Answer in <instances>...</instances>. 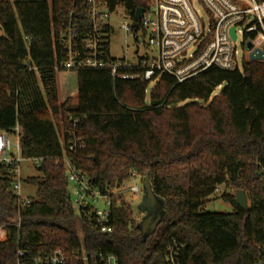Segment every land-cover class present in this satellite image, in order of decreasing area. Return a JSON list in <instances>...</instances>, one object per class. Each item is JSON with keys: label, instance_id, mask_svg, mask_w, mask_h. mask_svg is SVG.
<instances>
[{"label": "trees", "instance_id": "16d2710c", "mask_svg": "<svg viewBox=\"0 0 264 264\" xmlns=\"http://www.w3.org/2000/svg\"><path fill=\"white\" fill-rule=\"evenodd\" d=\"M107 2L134 18L150 0ZM86 12V0H0V130L18 125L22 156L42 158L37 174L23 178L36 192L20 208L0 165V264H33L55 249L81 247L112 253L117 264H162L174 243L183 246L179 264L264 262V61L244 62L241 71L210 67L182 82L163 74L148 102V81L83 68L76 70V103L59 102L58 32L71 18L82 34ZM62 127L81 140L71 150L66 133L60 140ZM64 151L101 193L132 172L149 177L165 200V220L142 240L130 206L115 197L110 233L79 220ZM222 184L244 190L248 210L224 193L231 212L203 211Z\"/></svg>", "mask_w": 264, "mask_h": 264}, {"label": "built area", "instance_id": "2783aa9c", "mask_svg": "<svg viewBox=\"0 0 264 264\" xmlns=\"http://www.w3.org/2000/svg\"><path fill=\"white\" fill-rule=\"evenodd\" d=\"M192 1L150 0L134 27L131 26L134 21L132 17L130 24H122L126 31L142 32L137 42L145 51L138 63L133 65L110 55L111 28L107 20L116 9L111 11L107 0H86V30L79 35L77 25L71 18L61 27L58 32L60 58L55 51L54 69H108L113 80L139 79L149 83H155L163 74H167L176 82H182L210 67L241 71L243 63L251 61L249 55L252 50L264 51V0H198L207 16L206 20L193 7ZM231 28H234L235 38L230 34ZM239 38L246 58L245 55L238 57L236 42ZM248 43H251V49L247 48ZM221 86L218 85L216 89ZM64 133L69 136V150L81 142L73 131ZM22 161L36 168L42 158L22 156L18 125L11 131L0 130V165L9 172L10 190L17 198L19 208L31 202V197L22 195ZM60 161L64 164L65 177L74 193V199L70 201L74 214L100 232L110 233L113 229L110 217L112 197L118 200L125 191L137 199V186L125 185V180L120 185L108 188L106 193H101L85 174L73 166L65 156V151ZM137 176L144 178L132 172L128 179ZM115 190L120 192L118 196ZM99 200H103L106 207H96ZM182 247L177 243L169 246L162 264H179L177 259ZM18 256L22 257L23 253L19 252ZM33 264H117V258L112 253H87L81 247L71 254L55 249L35 258Z\"/></svg>", "mask_w": 264, "mask_h": 264}, {"label": "rangeland", "instance_id": "374dc122", "mask_svg": "<svg viewBox=\"0 0 264 264\" xmlns=\"http://www.w3.org/2000/svg\"><path fill=\"white\" fill-rule=\"evenodd\" d=\"M192 5L195 9H198L200 14L206 20V14L202 9V5L198 0H193ZM126 22L127 24L131 23V15L124 9V7L119 4L115 12L109 16L107 24L110 26L111 31L109 33V51L111 57L119 61L129 62L133 65H136L139 61V58L144 54V49L138 45V40L142 37L141 31L131 32L126 31L122 24ZM241 39L239 38L236 42L237 48L239 50L238 57H243L246 54L240 44ZM56 85H57V95L58 101L62 102L66 98L70 97V103L74 104L77 100V77L75 70H60L55 72ZM154 86V82H150L147 91L145 101L148 102V93L150 89ZM219 89H215V92H218ZM206 104V103H203ZM65 129L63 127L60 130V140H63ZM37 174L36 168L32 167L31 164L27 161L21 162V175L22 178L27 176H34ZM22 195L32 197L35 195L36 186L29 185L25 182L22 184ZM125 185H135L139 189L137 199L129 192H123L119 196L118 202L120 199H123L126 205L130 206L132 218L137 222L140 221L142 213L137 209V205L142 197V178L137 176L136 178L127 179ZM264 183L262 184V186ZM238 189L227 188L225 185H219L218 190L214 192L209 198L208 201L203 205L202 210L206 212H226L229 213L233 210V206L226 202L222 195L228 193L233 198H235V192ZM70 198L74 199V193L69 187ZM115 194L118 196L119 191L115 190ZM247 204L249 205V199L247 198ZM96 207H106L103 200H99L96 204ZM6 238V232L4 229L0 228V240Z\"/></svg>", "mask_w": 264, "mask_h": 264}, {"label": "water", "instance_id": "95a60500", "mask_svg": "<svg viewBox=\"0 0 264 264\" xmlns=\"http://www.w3.org/2000/svg\"><path fill=\"white\" fill-rule=\"evenodd\" d=\"M143 12V8L138 7L135 10L134 21L131 26L134 27L140 14ZM230 34L235 38L234 28L230 29ZM251 43H248L247 48L251 49ZM249 58L251 61H264V51L254 49L250 52ZM264 187V185H263ZM235 202L243 210H248L247 197L242 189H238L235 192ZM166 203L163 197L157 195L151 186L149 177L142 179V197L137 205V209L142 213V217L136 224V228L139 230L140 237L145 240L152 235L157 226L162 223L166 218Z\"/></svg>", "mask_w": 264, "mask_h": 264}]
</instances>
